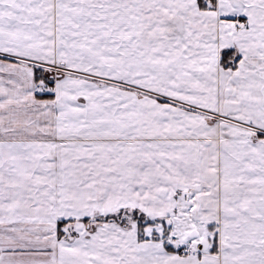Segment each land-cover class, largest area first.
I'll use <instances>...</instances> for the list:
<instances>
[{
    "label": "snow or ice",
    "instance_id": "6c2138e0",
    "mask_svg": "<svg viewBox=\"0 0 264 264\" xmlns=\"http://www.w3.org/2000/svg\"><path fill=\"white\" fill-rule=\"evenodd\" d=\"M0 264H264V0H0Z\"/></svg>",
    "mask_w": 264,
    "mask_h": 264
}]
</instances>
